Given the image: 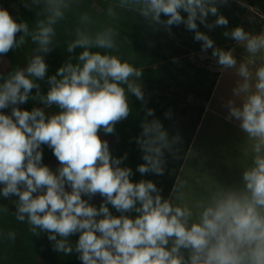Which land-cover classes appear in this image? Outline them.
I'll use <instances>...</instances> for the list:
<instances>
[{
    "label": "clouds",
    "instance_id": "obj_1",
    "mask_svg": "<svg viewBox=\"0 0 264 264\" xmlns=\"http://www.w3.org/2000/svg\"><path fill=\"white\" fill-rule=\"evenodd\" d=\"M228 2L113 0L107 8L109 22L96 30L94 19L80 14L66 45L68 53L81 51L75 63L70 57L47 77L46 94L37 81L48 73L45 56L57 46L56 25L80 0H32L41 11L31 29L0 8V56L21 48L28 38L37 45L25 67L6 78L0 75V195L17 198V221L27 223L33 235L47 233L55 251L76 253L82 264H264V31L254 34L236 26L223 33L245 50L238 61L234 49L215 46L199 30V25L226 27L229 21L219 8ZM120 12L134 13L153 31L169 35L173 26L183 24L202 42V52L212 50L222 72L234 70L238 80L234 98L225 104V119L237 122L252 152L239 185L216 184L206 198L189 206L184 182H176L164 198L152 180L133 182L132 169L121 166L127 153L112 155L100 132L114 134L115 126L129 117V94L147 105L139 83L143 69L113 54L119 51L120 33L112 22ZM210 15L215 17L211 23ZM30 98L44 108L21 109ZM53 105L60 111L46 114L44 109ZM9 108L10 114L2 111ZM154 116L146 108L134 138L143 153L144 163L137 167L142 175H163L165 153L179 158L177 146L183 143L179 133L169 136ZM42 145L59 162L55 171L42 163ZM97 194L103 198L99 207L90 203ZM109 205L120 215H113ZM8 211L0 206V212ZM133 212L134 217L128 215ZM74 234L79 237L73 244L69 238ZM16 236L15 231L6 234L10 241Z\"/></svg>",
    "mask_w": 264,
    "mask_h": 264
},
{
    "label": "trees",
    "instance_id": "obj_2",
    "mask_svg": "<svg viewBox=\"0 0 264 264\" xmlns=\"http://www.w3.org/2000/svg\"><path fill=\"white\" fill-rule=\"evenodd\" d=\"M112 2L113 0H80L79 7L69 12L65 19L56 25L57 36L55 41L57 46L45 56L48 73L44 80L37 81L41 86L42 94H46L48 91V76L54 75L57 69L67 62L70 57L73 63L76 62V57L81 50L77 49L74 53H68L66 42L74 37L79 15L87 12L94 19L93 30H96L109 22L107 8ZM249 4L259 8L263 17L255 15L238 1L229 0L228 4L219 8L220 14L228 19V25L226 27L218 26L211 30L204 25H199V30L209 35L215 46H226V50L230 49L235 41L225 37L223 35L225 31H231L236 26H242L246 31L254 34L264 31V0H251ZM0 8L6 9L17 22H27L30 29L35 27L38 19L37 14L41 11V7L33 5L32 0H0ZM214 20L215 17L211 15L208 17L210 23ZM112 23L120 33L117 37L119 51L113 54L129 60L134 66L143 69L144 73L139 83L143 85L147 105H143L140 100L133 97L129 101L132 108L129 117L115 126L114 134H105L101 131L100 136L108 141L110 151L114 157H123L127 153V158L121 166L132 169L133 176L131 179L133 182H138L141 179L152 180L162 190L161 195L168 198L173 185L176 183L203 112L211 98L219 72L211 75L208 73L203 79L199 80L187 79L188 81H182V83H185L186 89L199 85L195 91V99L196 102L200 103V107L193 121L190 120L191 122L187 123L186 126L181 124L176 127L175 124L182 115L178 108V99L164 93L151 91L150 88L167 84L180 86L183 78L169 71L170 62L191 53L200 52L202 42L195 41L194 32L187 30L183 24L173 26L171 29L172 35H169L163 29L153 31L142 17L134 13L120 12L119 19ZM20 35L22 33H18L16 38L19 39ZM36 47L37 45L28 38L21 48L10 50L6 55L0 56V75L6 78L8 73L14 71L17 67H25L28 58L31 57ZM97 50L93 49V51ZM34 95L35 90L31 93V96ZM19 107L31 111L34 107L44 108V105L30 98L26 104L19 105ZM146 108L154 110V118L162 122L169 136L179 133L183 139V143L177 146L179 148V158H174L169 153H165L167 165L163 175L152 173L142 175L137 171L138 165L144 163V161L142 159L143 153L135 143L134 138L141 132L140 124L145 118ZM44 110L48 115L60 111L55 105ZM169 110L172 115L170 118H166L165 113ZM2 111L10 114L11 109ZM148 119L151 120L153 117H148ZM42 148L45 151L42 163L55 171L59 167V162L47 145H42ZM84 198L87 199V197ZM16 199L15 196L4 198L0 195V206H7L9 209L7 213L0 212V264H82L76 253L65 255L55 251L53 242L47 238V233H40L39 236L33 235L29 231L27 223L17 221L14 215L16 211L14 201ZM90 203L92 204V199ZM100 204L93 205L99 207ZM109 209L113 215H120L111 205H109ZM128 215L134 217L136 214L133 212L128 213ZM9 231L17 233L15 241L6 238ZM78 237L79 234H74L69 239L74 244Z\"/></svg>",
    "mask_w": 264,
    "mask_h": 264
},
{
    "label": "crops",
    "instance_id": "obj_3",
    "mask_svg": "<svg viewBox=\"0 0 264 264\" xmlns=\"http://www.w3.org/2000/svg\"><path fill=\"white\" fill-rule=\"evenodd\" d=\"M230 49L235 50L234 55L238 61L246 55L245 50L236 43ZM218 72L215 88L176 180L177 183L186 184L185 192L191 190L189 186L200 190L202 183L205 193H208L214 188V180L219 185H239L243 168L251 163L250 142L235 120L225 119L228 114L225 104L234 98L232 89L236 86L238 77L234 70L222 72L219 69ZM217 176L220 180L216 179ZM197 196L191 190L186 194L184 203L194 205Z\"/></svg>",
    "mask_w": 264,
    "mask_h": 264
},
{
    "label": "rangeland",
    "instance_id": "obj_4",
    "mask_svg": "<svg viewBox=\"0 0 264 264\" xmlns=\"http://www.w3.org/2000/svg\"><path fill=\"white\" fill-rule=\"evenodd\" d=\"M236 1L244 5L255 15L263 17L262 12L259 8L253 7L249 4V1L251 0H236ZM220 48L226 50V46H222ZM211 52L212 50L209 49L206 53L202 51L191 53L187 56H184L183 58H177L172 62H170L169 71L172 74L183 78L181 79L180 86L176 84L174 85L167 84V85H160L150 88L151 91L164 93L178 99L179 101L178 108L181 111L182 115L181 118L178 120V122H176L175 124L176 127H179L181 124L186 126L187 123L193 121L194 118H196V115L198 114V108L200 107V103L196 102L195 99L196 96L195 91L199 85L196 86L194 85L186 89L185 88L186 85L185 83H182V81L183 80L188 81L187 79L189 80L203 79V77L208 73L211 75L219 71V66L216 60L212 57ZM133 97H135L133 94H129L128 96L129 101H131ZM42 150L44 154L45 151L43 148ZM200 164L201 163H199V165ZM217 178L218 176L216 177V179ZM217 180H220V178ZM212 182L214 183V188L216 187V184H219V182H216L215 180ZM189 187L191 188V190H194L195 194H198V196H200V197L197 196L196 201L202 198H206V196L209 193V192L205 193V188L202 183H200V190L197 188L196 189L193 188V186H189ZM191 190H187L186 194L189 193Z\"/></svg>",
    "mask_w": 264,
    "mask_h": 264
},
{
    "label": "water",
    "instance_id": "obj_5",
    "mask_svg": "<svg viewBox=\"0 0 264 264\" xmlns=\"http://www.w3.org/2000/svg\"><path fill=\"white\" fill-rule=\"evenodd\" d=\"M102 202H103V199L98 194L92 198V204H99Z\"/></svg>",
    "mask_w": 264,
    "mask_h": 264
}]
</instances>
